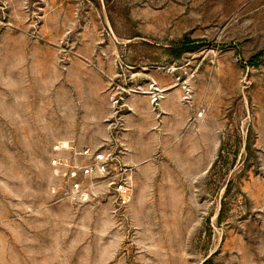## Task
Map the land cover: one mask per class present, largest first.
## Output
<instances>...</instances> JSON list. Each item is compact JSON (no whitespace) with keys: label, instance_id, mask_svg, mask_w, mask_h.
I'll use <instances>...</instances> for the list:
<instances>
[{"label":"rangeland","instance_id":"374dc122","mask_svg":"<svg viewBox=\"0 0 264 264\" xmlns=\"http://www.w3.org/2000/svg\"><path fill=\"white\" fill-rule=\"evenodd\" d=\"M261 51L264 0H0V264H264Z\"/></svg>","mask_w":264,"mask_h":264},{"label":"built area","instance_id":"2783aa9c","mask_svg":"<svg viewBox=\"0 0 264 264\" xmlns=\"http://www.w3.org/2000/svg\"><path fill=\"white\" fill-rule=\"evenodd\" d=\"M61 148L57 146V150H60ZM85 155L90 156L89 162L86 165L83 166H74L77 167L80 171L83 177H91L95 174L97 175H107L110 173V164L115 162V165L117 163L121 164L118 157H113L111 155H106L104 153H98L93 152L91 153L90 148L86 149L84 152ZM64 159L61 157L54 158L52 160V164L54 165H62ZM128 169H125L124 171L121 170L120 172H127ZM112 185L115 187V193H116V201L121 207H125L129 205L132 199V184L129 179V177L124 176L123 174H120L117 172L116 177L113 178ZM70 199L73 203H80L82 200H84L87 196V194L84 193L83 188V181H77L73 183L71 191H70Z\"/></svg>","mask_w":264,"mask_h":264},{"label":"trees","instance_id":"16d2710c","mask_svg":"<svg viewBox=\"0 0 264 264\" xmlns=\"http://www.w3.org/2000/svg\"><path fill=\"white\" fill-rule=\"evenodd\" d=\"M177 49H178V54L176 55L177 57H181L182 54L185 52V50H188L187 45H185L184 42L182 44L178 45ZM263 61H264V51H261V52L257 53L256 55H253L248 60V65L259 66L263 63ZM250 149H251V141H250V137H249L247 140V144H246V150L249 151ZM226 150H228L227 149V143H226V139H224L223 144H222L221 149H220V153L218 155V158L215 161V163L211 169L212 174L214 173V171L216 170V168L218 167V165L220 163L223 162V166H226L225 165V164H227V156L225 155ZM235 154H237V153L235 152ZM233 167H234V163L230 164L226 170L230 171ZM224 208H225V201L223 200V206L221 208V213H220L221 218H222V215L224 214Z\"/></svg>","mask_w":264,"mask_h":264}]
</instances>
